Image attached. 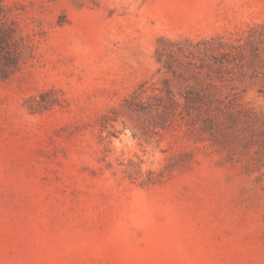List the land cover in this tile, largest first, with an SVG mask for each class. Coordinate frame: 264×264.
<instances>
[{
  "label": "rangeland",
  "instance_id": "obj_1",
  "mask_svg": "<svg viewBox=\"0 0 264 264\" xmlns=\"http://www.w3.org/2000/svg\"><path fill=\"white\" fill-rule=\"evenodd\" d=\"M0 6L32 48L0 78V264H264V0ZM165 81L215 100L164 128Z\"/></svg>",
  "mask_w": 264,
  "mask_h": 264
},
{
  "label": "trees",
  "instance_id": "obj_2",
  "mask_svg": "<svg viewBox=\"0 0 264 264\" xmlns=\"http://www.w3.org/2000/svg\"><path fill=\"white\" fill-rule=\"evenodd\" d=\"M1 7V6H0ZM2 9V7H1ZM21 41V45L18 46L17 41ZM173 47H177L176 50L170 51H158V61L162 64V69L167 73H177V66L184 64V58H190V55L186 54V51L180 44L171 42ZM225 43H217L218 49H223ZM31 46L26 44L25 38L19 33L17 24L12 21L10 25L0 26V78H7L16 70L19 69L21 64L26 60L28 51L30 52ZM258 55V53H255ZM227 54L222 53L220 57L213 56L215 63L222 64ZM218 74H221V68L216 69ZM166 88L160 90L161 93H166L168 103H159L156 108L158 111V119L162 122L164 128H168L167 122L170 120V116L174 115V111L184 105V109L188 111L191 106H201L204 104H211L215 97L211 93H202L194 89H189L183 95L184 104L177 101L176 96L169 86V81H165ZM154 98V97H153ZM155 99V98H154ZM235 101H231L230 104L234 105ZM126 106L136 112L145 113L151 106L147 101L143 100L141 96L136 92L126 100ZM153 106V105H152ZM182 115L183 112H180ZM190 114V113H189Z\"/></svg>",
  "mask_w": 264,
  "mask_h": 264
}]
</instances>
